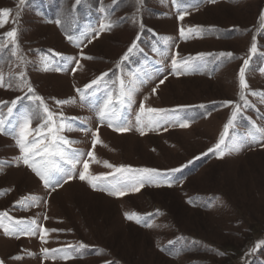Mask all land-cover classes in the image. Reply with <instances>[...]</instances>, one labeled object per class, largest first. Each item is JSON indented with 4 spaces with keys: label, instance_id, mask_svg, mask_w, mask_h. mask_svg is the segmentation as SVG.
Instances as JSON below:
<instances>
[{
    "label": "rangeland",
    "instance_id": "rangeland-1",
    "mask_svg": "<svg viewBox=\"0 0 264 264\" xmlns=\"http://www.w3.org/2000/svg\"><path fill=\"white\" fill-rule=\"evenodd\" d=\"M0 9L10 10L0 37L13 27L18 32L16 55L11 45L0 48L6 84L0 101L13 107L8 119L37 110L39 102L31 97L39 95L68 118L71 130L61 133L73 142L67 147L94 151L97 163L83 159L90 161L92 175L105 176L98 187L120 178L104 161L156 169L157 179L171 184L149 183L139 192L110 196L78 178L81 163L76 178L61 181L55 190L45 188L16 163L19 150L12 136L0 134V212L35 220L37 228L35 235L18 239L0 229L3 264H264V133L252 127L264 129V98L251 95L264 93V0H0ZM182 12L187 15L180 20ZM101 23L113 26L93 39ZM181 28L195 31L182 38ZM254 37L257 50L245 72L250 106L245 107L239 70ZM133 41L135 49L122 59ZM173 57L190 66L173 69ZM20 72L34 93L20 83ZM102 73L107 76L82 100L76 89ZM118 77L127 87L136 82L133 102L117 105L131 129L125 133L99 117L107 94L120 88ZM57 100L73 103L57 106ZM141 102L165 110L143 136L136 130ZM235 104L242 108L226 144L239 147L225 148L218 158L208 149L216 145ZM0 114L7 115L6 106L0 105ZM184 122L188 127L179 126ZM92 131L101 140L95 149ZM28 196L36 198L34 206L17 203ZM125 213H135L141 222ZM41 227L47 229L43 242ZM44 248L61 251L46 257Z\"/></svg>",
    "mask_w": 264,
    "mask_h": 264
},
{
    "label": "snow or ice",
    "instance_id": "snow-or-ice-1",
    "mask_svg": "<svg viewBox=\"0 0 264 264\" xmlns=\"http://www.w3.org/2000/svg\"><path fill=\"white\" fill-rule=\"evenodd\" d=\"M25 0H19L20 4H23ZM77 3L80 0H76ZM210 3H214L215 0H209ZM113 3H116V0H113ZM10 15L9 9H0V27H3L7 23V17ZM187 15L186 12H182L178 19L183 20L184 16ZM261 21L264 22V12L261 13ZM58 25L60 21H55ZM113 25L111 23H101L99 26V31L95 32L93 39L97 38L101 32L110 30ZM195 29H180V36L185 38L186 32L192 33ZM139 38V37H137ZM18 32L15 27L6 33L2 34L0 40L3 43H0V48H7L9 45L12 46V54L16 55L15 48L17 46ZM69 41L73 40V37H68ZM92 40L89 39L88 43H91ZM75 46L80 47L79 44ZM136 47L135 41L128 48L127 52L124 54L122 59H127L129 54L133 52ZM257 46L255 43V37L253 38V43L249 50V56L243 61V65L239 70V87L241 90L240 100L243 101L245 107L250 106L248 100L244 95V90L248 88L247 82L245 80V72L249 66L252 55L256 53ZM59 55V54H57ZM204 56L203 53L198 54L199 58ZM220 56L231 57L232 53H221ZM85 59H92L90 56H85ZM79 65V61H75ZM181 64L185 68L189 67L187 60L178 62L175 57L172 59L173 69L179 70ZM45 70H48L45 68ZM56 71H62V68L57 67ZM75 71V69H73ZM107 76V73H102L101 76L92 80L89 84L84 85L83 89H76L77 93L80 94L81 99H85L86 96L92 91L94 86H99L100 82ZM19 77L21 78L20 83L27 86L29 93H34V89L27 83L24 77V73L20 72ZM119 80L120 88L118 92H109L107 94V99L105 100L103 107L99 111V117L101 122L107 121L108 127L112 128L114 131L125 133L131 129L126 125V120L121 116L120 111L117 108V105L120 108H123L125 105H130L133 102V93L136 90V82L132 81V86L127 87L124 80L117 78ZM166 79V77H165ZM160 84L164 83V79H161ZM11 86V85H7ZM0 87H6L4 76L0 74ZM153 94H155L156 89H152ZM251 95H260L264 98V93H251ZM19 99V98H17ZM33 101H38L37 110H30L22 115L18 120L11 121L8 117L13 114V107L7 106V102L0 101V105L7 107V115L0 114V134L10 135L15 140V144L19 150V155L15 157L16 163L23 164L28 169H30L42 182L45 188L51 187L53 190L57 186L61 185V181L67 182L76 178L73 173L77 169V165L82 163V170L79 171L78 178L81 181H86L93 190H101L107 192L110 196L122 197L129 192H139L146 184H154L159 187L161 184H167L171 186L166 180L157 179V170L156 169H133L128 166L115 167L114 165L104 161V166L106 168L114 169L115 173L120 174V178L116 179L113 183H108L103 186L98 187V182L105 179L104 175H92L90 173V161L88 159H83L86 155L91 158L92 163H97V158L94 151H88L83 153L77 149H70L67 146L72 141H69L66 137L61 135L65 130H71V124L68 118L64 117L63 113L53 112L44 99L39 95H33L31 97ZM16 103L15 100L12 101L14 106ZM73 103L72 100H57V106L66 105ZM231 101L225 102V104H231ZM242 106L240 104H235L230 118L223 126V131L220 134V138L217 141L216 145L213 148H209V152H215L218 158H222L225 155V148L228 151H235L238 149L239 144L233 143L231 146L226 144V137L229 134L230 128L234 125L235 118L241 111ZM163 109H156L152 107H145V104L141 102L140 109L136 117V130L140 135L145 134V128H151L154 125L159 123V119H162L161 113H164ZM74 119V118H73ZM40 121L35 128L32 127L33 121ZM180 127H188V123L184 122L179 125ZM252 127L257 131L264 133V129L256 128V125L253 124ZM84 132H88L89 129H81ZM92 135V148L101 143L100 137L96 131L91 132ZM251 135V133H249ZM223 146V147H222ZM264 146V145H262ZM175 171V170H173ZM107 176H112L113 173L106 174ZM30 205L34 206L37 201L35 197L28 196L22 198L17 203L21 205ZM125 218L128 220H135L137 223H140V219L135 213H125ZM7 219L8 223H5ZM47 219V217H45ZM36 225L35 220H29L25 222L24 220H14L13 217L9 216L7 212H0V229H3V232L7 236H14L17 239L20 236H32L37 232V228L33 227ZM145 227H152L151 224H145ZM41 233V240L44 241L43 233L47 229L39 228ZM261 245H257L260 247ZM80 247H85L80 245ZM44 255L47 257L49 252L56 253L61 251L60 249L49 250L47 248L42 249ZM20 257H16L19 259ZM63 259L70 258L69 256L62 257ZM0 264H3V261H0Z\"/></svg>",
    "mask_w": 264,
    "mask_h": 264
},
{
    "label": "bare ground",
    "instance_id": "bare-ground-1",
    "mask_svg": "<svg viewBox=\"0 0 264 264\" xmlns=\"http://www.w3.org/2000/svg\"><path fill=\"white\" fill-rule=\"evenodd\" d=\"M246 179V178H245ZM245 181V180H244ZM247 182V181H246ZM243 183V182H242ZM230 195V194H229ZM204 198V197H203ZM229 202V201H228ZM183 218V217H182ZM198 219V218H197ZM207 221V220H206ZM188 222V221H187ZM179 223V222H178ZM186 223V222H185ZM190 225V224H189ZM217 225V224H216ZM185 227V226H184ZM183 227V228H184ZM189 227V226H188ZM191 227V226H190ZM206 227V226H205Z\"/></svg>",
    "mask_w": 264,
    "mask_h": 264
}]
</instances>
